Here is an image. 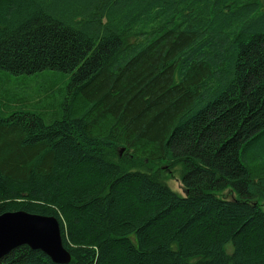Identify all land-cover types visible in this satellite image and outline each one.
<instances>
[{"label":"trees","instance_id":"trees-1","mask_svg":"<svg viewBox=\"0 0 264 264\" xmlns=\"http://www.w3.org/2000/svg\"><path fill=\"white\" fill-rule=\"evenodd\" d=\"M44 70L57 111L0 95V214L67 264H264V0H0V71Z\"/></svg>","mask_w":264,"mask_h":264},{"label":"water","instance_id":"water-1","mask_svg":"<svg viewBox=\"0 0 264 264\" xmlns=\"http://www.w3.org/2000/svg\"><path fill=\"white\" fill-rule=\"evenodd\" d=\"M123 150L120 148L119 153ZM20 246L39 250L54 263L70 261V254L62 243L60 224L54 216L23 210L0 214V259Z\"/></svg>","mask_w":264,"mask_h":264},{"label":"rangeland","instance_id":"rangeland-1","mask_svg":"<svg viewBox=\"0 0 264 264\" xmlns=\"http://www.w3.org/2000/svg\"><path fill=\"white\" fill-rule=\"evenodd\" d=\"M69 74L44 70L32 75H12L8 72L0 71V95L7 94V103H15L38 107L46 105L48 111H57L66 97L67 82ZM0 99L5 100L2 96ZM38 99V102L36 100ZM165 172L169 175L167 184L173 190L183 194L179 181L178 171Z\"/></svg>","mask_w":264,"mask_h":264}]
</instances>
